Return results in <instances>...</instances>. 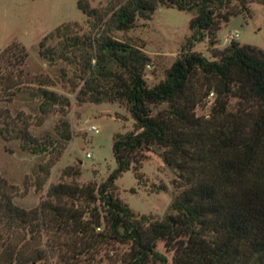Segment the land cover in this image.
I'll list each match as a JSON object with an SVG mask.
<instances>
[{
  "label": "trees",
  "instance_id": "1",
  "mask_svg": "<svg viewBox=\"0 0 264 264\" xmlns=\"http://www.w3.org/2000/svg\"><path fill=\"white\" fill-rule=\"evenodd\" d=\"M233 1L119 0L101 15L87 0H78V9L90 19V34L71 36L66 24L40 42V58L76 64L78 100L122 103L134 128L114 136L116 169L98 186L58 184L49 189L47 201L30 211L16 206L0 186V264H76L82 259L95 264L91 252L97 241L127 245L120 264H264V50L232 41L222 51L213 49V60L191 51L203 33L214 48L217 32L246 12V5L264 6V0H239L243 11L237 13L228 8ZM160 6L192 14V36L166 78L150 88L144 79L149 57L111 33L131 30L137 18L150 20ZM59 35L58 51L44 48L47 39ZM27 59L26 49L16 42L0 52V94L13 95L35 83L23 81ZM43 85L28 92L39 101L41 114L67 106L66 99ZM211 94L210 113L197 116ZM24 125L9 119L0 136L20 141L32 153L59 144L36 145ZM59 133L70 140L66 123ZM151 146L162 149L180 190L161 221L138 219L115 193L116 180L136 172ZM74 201L84 209H75ZM159 243L164 253L157 250Z\"/></svg>",
  "mask_w": 264,
  "mask_h": 264
},
{
  "label": "rangeland",
  "instance_id": "2",
  "mask_svg": "<svg viewBox=\"0 0 264 264\" xmlns=\"http://www.w3.org/2000/svg\"><path fill=\"white\" fill-rule=\"evenodd\" d=\"M87 1L90 8L101 15L108 13L119 2ZM77 3L78 0H0V52L13 42L22 45L28 54L22 67L27 75L23 81L35 82L24 85L13 95L0 94V129L11 119L19 127L27 124L36 145H48L52 141L59 143L48 147L45 153H32L22 149L20 141L7 142L0 136V186L5 187V192L16 206L26 211L38 208L47 201L49 189L58 184L81 187L89 183L96 186L103 183L116 169L112 153L114 136L126 134L134 128V121L124 104H96L77 99L81 80L75 63L62 60L49 63L39 56L40 42L62 25L68 24L65 33L71 36L90 34V19L78 9ZM228 8L237 13L243 11L239 0L233 1ZM192 17L187 12L160 6L150 20L137 18L131 30L113 32L111 37L142 48L149 57L144 79L151 88L166 78L173 63L188 50ZM203 37L201 42L194 43L191 51L202 54L208 60L214 59L213 49L222 51L232 41L264 50V6L260 3L248 4L246 12L231 17L217 32L214 48L208 33H203ZM61 41L60 35L49 38L44 48L58 51ZM41 84L66 99L67 106L58 104L41 114L39 101H34L28 94L35 92ZM213 100V94L209 95L205 105L197 108L196 115L208 116ZM62 123L67 124L68 141L60 138ZM161 153L159 147H149L143 152L136 172L129 170L115 182L116 196L138 219L144 216L151 221L163 220L170 212L173 198L180 192L174 185L176 173L163 162ZM74 172L80 174L75 176ZM74 208L80 211L84 209V204L74 201ZM157 250L165 252L162 243L158 244ZM127 251V245L97 241L91 253L95 264H120L119 256ZM167 257L170 261L171 254L168 253ZM76 264L87 262L82 259Z\"/></svg>",
  "mask_w": 264,
  "mask_h": 264
},
{
  "label": "built area",
  "instance_id": "3",
  "mask_svg": "<svg viewBox=\"0 0 264 264\" xmlns=\"http://www.w3.org/2000/svg\"><path fill=\"white\" fill-rule=\"evenodd\" d=\"M235 36V38H237V35H234ZM233 38V37H232ZM89 157H90V155H89Z\"/></svg>",
  "mask_w": 264,
  "mask_h": 264
}]
</instances>
